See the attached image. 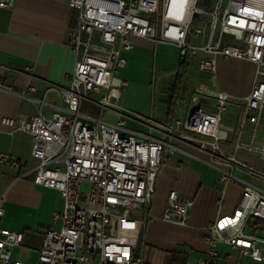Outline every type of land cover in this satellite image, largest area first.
I'll return each mask as SVG.
<instances>
[{
	"label": "built area",
	"instance_id": "1",
	"mask_svg": "<svg viewBox=\"0 0 264 264\" xmlns=\"http://www.w3.org/2000/svg\"><path fill=\"white\" fill-rule=\"evenodd\" d=\"M13 2L0 0V7L10 8ZM69 6L75 11L69 32L74 68L67 85L51 88L62 107L50 115L39 110L29 117L1 120L32 136L31 154L39 161L33 181L60 192L63 209L54 218L60 217L61 225L44 229L34 263L14 256L23 232L0 229V264H143L135 250L146 219L136 211H147L162 162L175 152V135L193 138L218 168L219 206L229 183L241 188L234 210L219 213L206 227V250L196 264H211L218 242L263 262L264 188L238 173L264 181V167L255 168L238 155L243 152L264 162V0H69ZM132 36L177 45L180 63L197 56L198 70L212 79L219 59L255 64L252 88L240 98L231 152L224 150L219 130L226 128L221 118L233 96L205 82L194 89L184 120L162 124L165 137L128 130L120 118L110 121L81 111L85 99L101 112L117 107L125 82L116 72L126 63L122 53L132 47ZM0 89L23 94L2 83ZM101 90L99 98H88ZM209 98L214 112L203 107ZM0 163L18 165L5 152L0 153ZM192 204L171 189L162 219L184 225Z\"/></svg>",
	"mask_w": 264,
	"mask_h": 264
},
{
	"label": "crops",
	"instance_id": "2",
	"mask_svg": "<svg viewBox=\"0 0 264 264\" xmlns=\"http://www.w3.org/2000/svg\"><path fill=\"white\" fill-rule=\"evenodd\" d=\"M74 23L75 11L69 6V0H14L10 8L0 7V83L23 93L0 89V153H8L18 162L17 166L0 163V195L3 196L0 229L22 231L24 236L20 245L34 247L37 255L44 229L55 228L56 220L61 219L54 218V213L62 211L63 199L57 189L33 181L39 161L31 154L32 136L24 130H13L1 120L4 117H29L39 110L50 115L54 109L62 107L56 91L51 88L67 85L73 71L75 55L69 32ZM131 42L132 47L122 53L126 63L116 72L125 82L117 107L101 112L95 103L85 99L81 111L110 121L120 118L128 130L165 137L161 128L167 122L164 99L181 64L179 49L172 43L138 36H132ZM197 64V56L187 61L172 118L185 119L191 95L200 82L227 91L233 96L230 102L235 111L222 114L221 121L226 128L219 132L224 150L231 152L242 105L240 98L252 88L255 64L245 59H219L214 79L200 72ZM193 65L198 72L195 77ZM102 93L103 90L91 92L88 98L97 99ZM40 99L44 102H39ZM204 100V109L214 112V100ZM171 142L175 152L166 155L162 162L147 211H136L146 219L135 250L143 264H196L206 250V227L219 213H231L241 195V188L229 183L224 204L219 206V170L209 154L201 151L193 138L175 135ZM238 156L255 168L264 167V162L252 155L240 152ZM238 175L262 187V180L244 171ZM171 189L180 197L193 201L184 225L162 219ZM234 191H237L235 198L231 196ZM19 246L15 248L14 256L34 263L37 255L35 261L22 259ZM216 249L218 255L211 264H264L228 243L218 242Z\"/></svg>",
	"mask_w": 264,
	"mask_h": 264
},
{
	"label": "trees",
	"instance_id": "3",
	"mask_svg": "<svg viewBox=\"0 0 264 264\" xmlns=\"http://www.w3.org/2000/svg\"><path fill=\"white\" fill-rule=\"evenodd\" d=\"M187 62L181 63L180 67L175 75L174 80L168 86L167 95L164 99V103L167 106L166 118L167 122L171 121L174 114V106L177 100L178 93L181 89L182 76L186 70Z\"/></svg>",
	"mask_w": 264,
	"mask_h": 264
},
{
	"label": "rangeland",
	"instance_id": "4",
	"mask_svg": "<svg viewBox=\"0 0 264 264\" xmlns=\"http://www.w3.org/2000/svg\"><path fill=\"white\" fill-rule=\"evenodd\" d=\"M189 72V71H188ZM193 75L194 77L198 75L197 69L193 65ZM235 107L231 104L230 99L227 101V111L223 114V116L227 114L234 113ZM263 131V128L261 129ZM261 185L264 188V181H261ZM232 190V188H230ZM237 195V191L232 192L231 196L235 198ZM61 219L56 220L55 224L53 225L55 228L60 227ZM37 255V249L32 246H26L24 244L19 246V256L22 259H27L28 261H35V257Z\"/></svg>",
	"mask_w": 264,
	"mask_h": 264
}]
</instances>
